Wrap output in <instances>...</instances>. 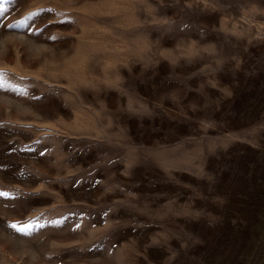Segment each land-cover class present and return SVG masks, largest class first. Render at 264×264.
<instances>
[{
    "label": "rangeland",
    "instance_id": "rangeland-1",
    "mask_svg": "<svg viewBox=\"0 0 264 264\" xmlns=\"http://www.w3.org/2000/svg\"><path fill=\"white\" fill-rule=\"evenodd\" d=\"M0 8V264H264V0Z\"/></svg>",
    "mask_w": 264,
    "mask_h": 264
},
{
    "label": "snow or ice",
    "instance_id": "snow-or-ice-1",
    "mask_svg": "<svg viewBox=\"0 0 264 264\" xmlns=\"http://www.w3.org/2000/svg\"><path fill=\"white\" fill-rule=\"evenodd\" d=\"M0 11H3V9L0 8ZM29 15L31 16V15H35V14L30 13ZM19 23H23V21H19ZM9 27H11V25H9ZM3 79H4L3 73H0V86H2ZM0 195H7V194L6 193H0ZM11 227L16 229L17 231H24V229L30 228L31 225H23V226L18 228L16 224H12Z\"/></svg>",
    "mask_w": 264,
    "mask_h": 264
}]
</instances>
